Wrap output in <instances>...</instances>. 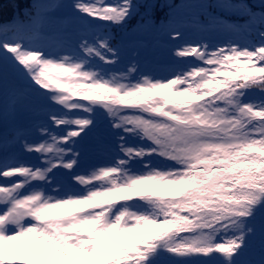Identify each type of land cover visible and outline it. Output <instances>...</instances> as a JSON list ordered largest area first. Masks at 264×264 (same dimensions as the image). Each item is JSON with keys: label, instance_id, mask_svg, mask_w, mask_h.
Wrapping results in <instances>:
<instances>
[{"label": "snow or ice", "instance_id": "obj_1", "mask_svg": "<svg viewBox=\"0 0 264 264\" xmlns=\"http://www.w3.org/2000/svg\"><path fill=\"white\" fill-rule=\"evenodd\" d=\"M0 123V264H264V0H0Z\"/></svg>", "mask_w": 264, "mask_h": 264}, {"label": "rangeland", "instance_id": "obj_2", "mask_svg": "<svg viewBox=\"0 0 264 264\" xmlns=\"http://www.w3.org/2000/svg\"><path fill=\"white\" fill-rule=\"evenodd\" d=\"M253 1L257 2V0H253ZM64 2L70 3V2H72V0H64ZM109 2H111V0H109ZM155 44H156V42L150 41V45L154 46V48H153V51H152V53L149 56L148 61H147L148 66L154 67V68L158 67V65H157V63H155V61H159L160 64L162 65L163 62L167 59V57L169 55L167 49L164 47L163 42H160L159 46H155ZM129 58H131V53H129ZM26 119H27L26 115H20L19 117H17V122L23 123ZM3 130H4L3 124L0 123V131H3ZM96 135H97V133L90 134V136L87 138L85 143L90 144L94 140ZM25 158H27V157H25ZM256 243L259 244L258 240L255 241L253 245H256ZM246 258L258 261L260 259V250L255 251V250L251 249L249 255Z\"/></svg>", "mask_w": 264, "mask_h": 264}, {"label": "trees", "instance_id": "obj_3", "mask_svg": "<svg viewBox=\"0 0 264 264\" xmlns=\"http://www.w3.org/2000/svg\"><path fill=\"white\" fill-rule=\"evenodd\" d=\"M248 1H250V3H254L253 0H248ZM5 2H6V0H5ZM19 2L21 4V8H23L28 3H30V0H19ZM175 2L178 3V2H180V0H175ZM113 31H114V34L116 35L117 40H119L120 39V35H121V33L119 32V29H114ZM252 250H255V251L258 250L259 251V244L256 243V245H253Z\"/></svg>", "mask_w": 264, "mask_h": 264}]
</instances>
